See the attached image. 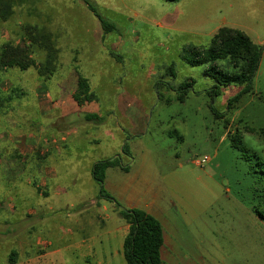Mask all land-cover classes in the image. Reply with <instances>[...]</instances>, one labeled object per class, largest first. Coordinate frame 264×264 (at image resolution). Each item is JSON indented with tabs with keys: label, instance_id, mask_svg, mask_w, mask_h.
<instances>
[{
	"label": "rangeland",
	"instance_id": "rangeland-1",
	"mask_svg": "<svg viewBox=\"0 0 264 264\" xmlns=\"http://www.w3.org/2000/svg\"><path fill=\"white\" fill-rule=\"evenodd\" d=\"M84 1L41 0L36 14L17 10L0 22V50L6 42L24 45L25 26L39 21H55L63 38L49 79L34 66L0 69V264L30 257L32 264H127L117 235L126 221L90 176L93 162L118 155L134 164L139 189L165 209V264H264V218L255 211L264 171L253 170L229 138L238 129L264 158V0H87L89 8ZM223 27L242 30L262 49L253 90L231 108L242 86H220L215 95L205 65L185 59ZM78 73L97 96L83 106L73 99ZM186 81L194 91L179 102L173 88ZM51 165L57 177L45 187ZM47 204L52 210L43 214ZM25 210L37 212L20 217ZM38 235L52 240L51 258L40 257L44 245L24 249ZM84 238L95 243L94 257L79 246Z\"/></svg>",
	"mask_w": 264,
	"mask_h": 264
},
{
	"label": "trees",
	"instance_id": "trees-1",
	"mask_svg": "<svg viewBox=\"0 0 264 264\" xmlns=\"http://www.w3.org/2000/svg\"><path fill=\"white\" fill-rule=\"evenodd\" d=\"M176 1V0H171ZM92 8V7H91ZM93 12L95 10L92 8ZM13 4L10 0H0V22L7 21L13 15ZM102 27L106 32L113 30V25L107 23L96 12ZM26 33L23 37L24 45H14L6 42L0 50V69L19 67L22 70L30 67H38L41 76L49 79L56 70V60L58 48L51 41V36L44 30L35 26H26ZM43 53L44 60L38 62L36 54ZM262 56V49L249 35L240 29L223 27L218 30L212 39L210 46L206 48H191L186 61L192 65H205L204 74L216 82L212 92L218 95L220 86L239 84L242 89L229 99L228 108H231L244 94L253 90V80L259 68ZM224 62H228L230 67H224ZM160 84V83H159ZM193 81H186L173 88L177 92L176 100L184 102L190 91L193 90ZM161 85V84H160ZM161 96V94H160ZM161 98V97H160ZM73 99L79 105H85L97 99L96 94L91 89L89 79L78 73L77 87L73 93ZM171 102V99H167ZM214 103V99H212ZM211 104V109L216 118L223 116ZM97 113H87L86 119L98 120ZM247 132H256L253 127L246 126ZM259 134L264 139V127ZM231 145L242 153L246 160H252L251 167L259 166L264 171V158L256 152H251L243 143L242 134L237 131L230 137ZM126 144L123 147V154H127ZM255 157V159H254ZM120 166L125 171L130 169V165L122 163V155L115 158L98 160L92 168L93 178L100 186V196L112 201L119 215L129 224V231L123 242V255L127 264H165L162 259V247L164 245V230L161 221L140 208H126L105 188L106 172L109 168ZM257 192V188H255ZM257 214L264 218V200L255 207ZM15 252L12 253V255ZM15 263L16 259L10 260Z\"/></svg>",
	"mask_w": 264,
	"mask_h": 264
},
{
	"label": "crops",
	"instance_id": "crops-1",
	"mask_svg": "<svg viewBox=\"0 0 264 264\" xmlns=\"http://www.w3.org/2000/svg\"><path fill=\"white\" fill-rule=\"evenodd\" d=\"M30 1H31L30 4H27L26 0H10V2L13 4V11H14V13L11 17L14 16V14L17 10H30V11L35 10L34 14H36V10H40L41 0H30ZM33 1L36 4L35 6L33 5ZM81 2H83V1H81ZM84 3L88 6V8L90 7L89 2H87V0H85ZM37 16H38V14H37ZM2 22H6V21H2ZM38 25L39 26H49V25L52 26L50 28L51 31L50 30L49 31L45 30V31L51 36L50 39H51V41H53L55 43L56 46H57L56 43L58 41L63 40V38L62 39L60 38V33L58 32L57 28H54L56 25L55 21L51 20L50 23L48 20L45 22L39 21V22H35L34 25H32V26L39 27ZM26 26H31V25L27 24ZM79 106H83V105H79ZM85 117H86V115H85ZM95 162H93V164L91 165V168H90V176L92 178H93L92 168H93V165ZM129 165H130V169L128 171H125L120 166H115V167L109 168L106 172L105 188L108 191L115 193V197H117L119 199L120 203L124 207H126V208H140V209H143V210L147 211L148 213L152 214L156 218H158L161 221L162 226H163V230H164V239H165L164 244H166V243L168 244V241L166 240V227L168 226V224L167 225L165 224L166 223L165 222L166 221L165 209L158 203V201H157V199H155V197H149L147 195V192H148L147 190L142 192L139 189L138 177L135 174H132L134 164H129ZM51 169H52V174L48 178L49 183L47 182L46 179H45L46 180L45 181L44 178L41 180L42 182L45 181V183H46L45 187L47 186V184H50L51 181L57 177L56 168L51 165ZM92 202L95 204H98V202L96 200H93ZM48 205L49 204H47L45 206V208L42 209L43 214H47V212H49V210H52V206L48 207ZM111 207L119 215V213L117 212V210L113 204L111 205ZM104 208L106 209L108 207L105 206ZM36 212H37V210H35L34 212H31L30 210H25L24 214H21L20 217H24V218L30 217L31 218V217H33V215L36 214ZM120 230H121V233H119ZM128 231H129V224L127 222H125L124 225L118 227V229H117V233H118L117 235H120V237L123 238V242H124V238L127 235ZM114 233H116V231H114ZM115 236L116 235H113V237H115ZM110 238H112V237H110ZM91 240H89L88 238H84L83 241L80 242V244H79V246L86 251V253L84 254L86 258L94 257L96 255L95 254L96 253L95 252L96 246H95V243ZM25 241L27 243H23V245L24 246H25V244H27V245H26V248H24V249H29V248L37 249L41 245H44L45 246L44 248H47V247L49 248V250L47 252H44L45 254L43 253L40 255L41 258L43 256L51 258L53 256V254L57 251L56 248L52 246L53 245L52 240L42 239V237L39 235L37 237H33V238L29 237V241L28 240H25ZM118 252H120V250ZM30 258H28L29 260H27V261L25 260L27 262L26 264H32L34 262V260H36V257H34V260L30 259ZM98 263L99 264H105V262L102 260L99 261Z\"/></svg>",
	"mask_w": 264,
	"mask_h": 264
},
{
	"label": "built area",
	"instance_id": "built-area-1",
	"mask_svg": "<svg viewBox=\"0 0 264 264\" xmlns=\"http://www.w3.org/2000/svg\"><path fill=\"white\" fill-rule=\"evenodd\" d=\"M208 158L207 157H205V158H203V159H201L200 161H197V164H199V165H202L203 166V164L206 162V160H207Z\"/></svg>",
	"mask_w": 264,
	"mask_h": 264
}]
</instances>
